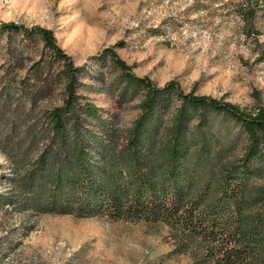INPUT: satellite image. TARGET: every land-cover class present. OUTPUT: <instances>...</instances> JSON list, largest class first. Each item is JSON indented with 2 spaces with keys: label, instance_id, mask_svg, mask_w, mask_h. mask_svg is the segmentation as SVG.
<instances>
[{
  "label": "trees",
  "instance_id": "16d2710c",
  "mask_svg": "<svg viewBox=\"0 0 264 264\" xmlns=\"http://www.w3.org/2000/svg\"><path fill=\"white\" fill-rule=\"evenodd\" d=\"M231 9L254 62H264V0H236ZM0 35L17 63L31 55L27 73L43 83L32 102L39 95L51 100L38 120L24 125L18 143L0 141L9 166L0 232L7 212L163 220L208 242L216 264H264V190L252 201L246 197L247 182L264 179V100L254 94L243 109L184 92L174 80L158 86L134 74L116 52L120 44L91 57L89 76L49 29L0 22ZM89 78L110 106L88 98ZM221 114L240 126L241 153L216 186L197 190L193 159L208 154L205 133ZM6 244L0 236V248Z\"/></svg>",
  "mask_w": 264,
  "mask_h": 264
},
{
  "label": "rangeland",
  "instance_id": "374dc122",
  "mask_svg": "<svg viewBox=\"0 0 264 264\" xmlns=\"http://www.w3.org/2000/svg\"><path fill=\"white\" fill-rule=\"evenodd\" d=\"M235 1L0 0V22L51 30L89 76L94 75L91 57L120 44L117 54L137 76L158 86L174 80L184 92L249 109L254 94L264 100V62H254L231 9ZM8 48L0 35V141L15 145L24 125L38 120L51 100L39 95L32 102L43 83L27 73L31 55L23 54V63H17ZM86 82L93 90L88 98L110 106L97 94L98 85L90 78ZM205 134L208 154L193 159L190 173L197 190L216 186L243 146L240 126L222 114L212 117ZM8 168L0 153V190ZM263 187L264 179L249 180L246 197L254 200ZM20 218L5 214L0 236H7L9 245L0 248V264H216L207 255L208 242L163 220L114 221L55 211Z\"/></svg>",
  "mask_w": 264,
  "mask_h": 264
}]
</instances>
